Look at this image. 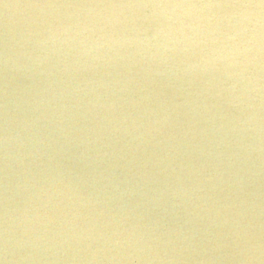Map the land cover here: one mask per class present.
<instances>
[{
	"label": "clouds",
	"instance_id": "obj_1",
	"mask_svg": "<svg viewBox=\"0 0 264 264\" xmlns=\"http://www.w3.org/2000/svg\"><path fill=\"white\" fill-rule=\"evenodd\" d=\"M0 264H264V0H0Z\"/></svg>",
	"mask_w": 264,
	"mask_h": 264
}]
</instances>
